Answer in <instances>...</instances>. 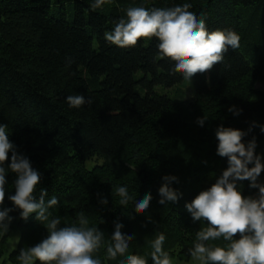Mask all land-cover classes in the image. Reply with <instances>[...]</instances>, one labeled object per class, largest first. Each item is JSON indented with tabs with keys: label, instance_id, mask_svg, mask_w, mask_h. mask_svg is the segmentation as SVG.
<instances>
[{
	"label": "trees",
	"instance_id": "1",
	"mask_svg": "<svg viewBox=\"0 0 264 264\" xmlns=\"http://www.w3.org/2000/svg\"><path fill=\"white\" fill-rule=\"evenodd\" d=\"M92 3L0 0V125L7 126L10 142L40 173L37 199L40 189L47 190L46 202L58 199L49 212L61 218L60 227L78 226L83 213L90 227L104 233V246L94 253L101 264L124 260L107 258L114 221L133 235L126 255H141L153 264L150 244L163 233V249L171 258H189L196 233L208 222L194 221L185 205L228 167V158L217 155L216 129L223 125L248 132L253 122L264 125V91L255 87L257 69L264 67V0H107L95 10ZM185 3L197 19H205L209 31L233 30L240 36L239 48L229 47L223 61L194 75L191 85L173 73V61L159 57L158 39L120 48L104 38L121 18L127 19L128 8L169 9ZM158 86L175 87V98ZM77 94L91 103L69 107L66 97ZM233 106L239 115L229 111ZM203 116L207 120L201 127L196 121ZM253 136L258 148L264 133L252 127L244 143ZM166 175L178 178L173 187L182 195L176 203L160 205L158 189ZM16 178L6 173L3 207L14 208L7 197L15 194ZM249 183L237 181L238 189L255 197L258 189ZM118 187H127L133 197L126 206L119 203ZM148 193V210L137 214L135 201ZM9 215V231L0 229V258L19 232L8 260L21 264L20 251L48 233L35 214L24 220L15 209ZM37 233L40 240L32 241ZM214 243L228 242L221 237Z\"/></svg>",
	"mask_w": 264,
	"mask_h": 264
},
{
	"label": "clouds",
	"instance_id": "2",
	"mask_svg": "<svg viewBox=\"0 0 264 264\" xmlns=\"http://www.w3.org/2000/svg\"><path fill=\"white\" fill-rule=\"evenodd\" d=\"M107 0H94L93 10L100 8ZM191 5L183 4L169 9L131 7L126 10L127 19L121 18L114 30L105 32L104 38L111 45L120 48L134 47L140 40L158 39V55L174 62L173 73L182 75L183 80L191 81L197 73H205L220 64L229 47L240 46V36L233 30L215 29L209 31L205 19H197L189 11ZM66 103L71 108H80L91 103L83 95H69ZM229 111L239 115L235 106ZM207 118L198 117L196 123L204 126ZM259 127L264 133V125L253 122L248 132L220 125L215 132L218 141L217 155L228 158V167L207 190L198 195L185 207L194 221H207V227L196 233L194 247L189 249L191 259L198 264H264V183L258 181L264 171L261 155L256 153L257 142L253 136L244 143V137ZM9 153H11L10 163ZM7 163V167H5ZM249 165H253L249 167ZM11 171L17 178L14 182L15 194L8 195L14 208L3 207L6 196V173ZM40 173L32 167L30 160L17 151L10 142L6 125H0V229L9 231L15 209L20 210V218L27 220L35 214L47 230V237L34 246L22 249L18 259L21 264H101L94 258L104 246V233L98 227H90L89 220L79 214L76 224L60 227L61 218L53 217L49 209L58 204L53 197L47 202L46 189H40L39 198L34 195L40 183ZM249 181L250 188L258 189L255 197H245L238 189L237 181ZM179 183L176 176L166 175L158 189L159 204L176 203L182 193L173 185ZM116 194L122 206L133 199L127 187H118ZM151 193L142 200L135 201V212L142 214L148 210ZM107 204V199H101ZM124 225L114 221V232L106 248L107 258L115 260L124 257L121 264H148L141 255H126L133 235L123 233ZM239 235V239H234ZM228 243L219 246L214 242L220 238ZM163 233L151 241L150 257L153 264H173L169 253L164 251Z\"/></svg>",
	"mask_w": 264,
	"mask_h": 264
},
{
	"label": "rangeland",
	"instance_id": "3",
	"mask_svg": "<svg viewBox=\"0 0 264 264\" xmlns=\"http://www.w3.org/2000/svg\"><path fill=\"white\" fill-rule=\"evenodd\" d=\"M255 80H256L255 81V87L264 91V67L257 69ZM186 81L189 85L192 84V78H191V81H189V80H186ZM157 90L159 92L169 94L171 97H174V98L176 96V93H175L176 88L175 87L164 88V87L158 86ZM256 153L261 155L262 163H264V138L261 140V143L259 144L258 148L256 149ZM260 175H261V183H264V171H262ZM19 238H20L19 232H15L12 235V237L9 240L5 256L3 258H0V264H12L8 260V253L17 244ZM31 239H32V241L40 240V234H38V233L36 235L32 234ZM172 260H173V264H198V262L193 261L191 259V257L181 258L180 256H174V257H172Z\"/></svg>",
	"mask_w": 264,
	"mask_h": 264
}]
</instances>
